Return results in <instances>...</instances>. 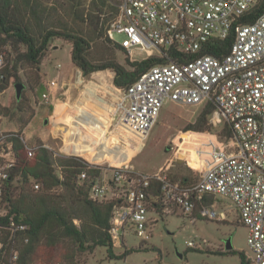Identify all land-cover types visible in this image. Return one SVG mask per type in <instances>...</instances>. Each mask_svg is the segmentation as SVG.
Returning a JSON list of instances; mask_svg holds the SVG:
<instances>
[{
  "label": "built area",
  "instance_id": "obj_1",
  "mask_svg": "<svg viewBox=\"0 0 264 264\" xmlns=\"http://www.w3.org/2000/svg\"><path fill=\"white\" fill-rule=\"evenodd\" d=\"M257 2L120 0L118 15L108 28V36L115 40V31L125 34L128 40L122 45L132 60L151 55L169 56L171 52L192 58L155 65L128 88H117L120 94L111 111V120H116L131 135L133 145L135 142L141 145L168 102L183 106L214 102L216 108L210 122L230 123L235 136L224 141L215 135L219 149L212 152L214 162L190 186L171 179L165 168L150 174L124 163L111 166L110 179L101 173L92 184L91 197L98 201L120 200L111 218L114 246L125 243L127 233L149 239L151 211L159 216L165 212L177 213L178 209L191 214L206 199L225 197L235 207L238 223L248 229L247 255L251 264H264V12L248 24L239 19ZM232 30L235 38L229 52L221 57L200 54L211 37L225 39ZM136 50L144 51L147 56L137 57ZM4 66V57L0 55V70ZM56 85V80L50 82L41 96V104H50L51 89ZM14 136L21 139L29 157L35 153L36 145L29 144L23 134L0 124V216L7 213L2 203L4 187L17 166ZM44 146L53 149L47 143ZM81 176L87 178V172ZM14 181L15 178L11 183ZM154 181L161 187L157 194L152 189ZM34 187L39 189L41 184L34 182ZM152 201L157 204L154 206ZM200 215L227 220L226 212L215 209L213 203L203 206ZM2 229L11 231L12 239V233L26 229V225L11 216L8 226L0 225V232ZM0 264H20L17 248L13 246L7 261L2 259Z\"/></svg>",
  "mask_w": 264,
  "mask_h": 264
},
{
  "label": "rangeland",
  "instance_id": "obj_2",
  "mask_svg": "<svg viewBox=\"0 0 264 264\" xmlns=\"http://www.w3.org/2000/svg\"><path fill=\"white\" fill-rule=\"evenodd\" d=\"M40 1L46 7L44 19L47 23H62L63 20L71 22L67 0ZM110 1L116 4L120 0ZM114 37L123 45L128 40L125 34L116 31ZM69 47L70 44L61 39L53 40L49 48L50 54L41 65L43 83L50 84L52 80L57 82L51 89L50 104L40 103L37 75L31 69L19 67V81L26 85L21 97L22 105H29L32 110L28 107L24 112L17 109L20 99L16 97L14 84L19 81L12 80L9 88L0 94V105L10 109L7 116L1 117L0 124L5 129L20 131L29 144L47 143L62 156L78 155L94 165L102 166L105 178L110 179L113 174L110 168L114 167L111 162L115 155L108 149L107 144L102 148L98 145L91 151H83L81 146L84 141L88 137L102 141L104 134L107 135L109 131L112 136L119 138L120 147L134 151L138 143L133 145L130 141L131 135L125 133L116 120H111V111L120 94L118 87L113 84V72L102 70L84 77L70 62ZM101 48L100 44L95 45L94 57L102 52ZM0 52H3L7 64L12 66L15 53L11 46L1 47ZM135 55L139 58L147 56L141 50H136ZM111 56L130 67L127 59L132 61V58L129 54L114 49ZM66 106L72 109V113L62 120L59 115ZM202 110L203 106H183L168 102L144 144L139 145L140 148L132 156L125 150L118 157L131 159L127 163L145 173L152 174L165 168L168 175L171 173L176 179L188 176L197 181L204 168L214 162L212 152L219 149L215 135L218 136L221 130L215 126L211 132L185 131V127L193 123ZM21 115L24 120L30 119L23 129ZM133 138L138 141L135 136ZM109 141L110 146L117 143V140L114 142L110 138ZM30 184L32 185L31 182ZM14 185H22L19 175L16 176ZM213 204L218 211L226 212L227 220L209 219L201 216L199 211L188 214L178 209L177 213L165 212L160 216L151 211V237L144 240L127 233L125 243L114 247L118 255L133 249L122 259L110 258L106 248L98 247L92 252H81L69 239L56 246L42 243L37 249V255L43 263L58 261L62 264H240L238 253L216 252L229 250L226 248V241L231 238L232 248L247 255L248 229L238 223L237 211L229 199L216 197ZM0 236L3 233L0 232ZM142 241L146 242V249L150 250H138ZM152 247L156 250H152ZM8 255L3 253V260L7 261ZM248 264H251L249 259Z\"/></svg>",
  "mask_w": 264,
  "mask_h": 264
},
{
  "label": "trees",
  "instance_id": "obj_3",
  "mask_svg": "<svg viewBox=\"0 0 264 264\" xmlns=\"http://www.w3.org/2000/svg\"><path fill=\"white\" fill-rule=\"evenodd\" d=\"M67 1L71 22L63 20L62 23H47L44 19L46 7L42 6L40 0H0V48L10 45L15 53L10 66L3 52H0L5 60V66L0 70V94L9 88L10 81L21 80L18 70L19 67H25L37 75L36 84L40 87L39 93L42 96L48 90L49 83L45 85L41 80V65L49 56V48L55 39L70 44L71 61L84 77L98 71L110 70L114 74L113 84L121 89L128 88L155 65L165 64L170 60L183 62L192 58L187 55L177 56L171 52L169 56L151 55L141 60L130 61L128 58L130 67H127L111 55L114 49L129 54L128 51L121 43L108 36V28L118 15L120 1L116 4L110 0ZM263 12L264 0H258L239 19L243 24H248ZM234 38V30L225 39L211 37L207 48L200 54L221 57L229 52ZM97 44L102 47V52L94 57L93 49ZM22 102L23 99L18 101V110L27 111L26 107L32 110L29 105H22ZM215 108L214 102L203 105L201 113L193 123L185 127V131L211 132L218 126L221 128L218 133L220 139L228 141L234 138V129L230 123L223 121L216 125L210 122V115ZM9 112L8 107L0 105L1 116H7ZM21 122L23 129L30 119L24 120L21 115ZM13 140L17 166L9 177L12 180L19 175L22 185H14L11 180L5 185L2 203L7 213L0 216V225L8 226L9 218L13 216L14 220L26 225V229L15 230L12 239L11 231L2 229L0 260L3 259L4 251L9 254L14 246L19 251L20 264H62L58 261L43 263L37 255V249L42 243L56 246L65 239L72 241L81 252H92L98 247L106 248L110 258L122 259L133 251L129 249L120 255L115 253L110 233L111 218L114 207L120 200L98 201L91 197L92 184L102 173L99 165H94L78 155L62 156L55 149L45 147L42 142L35 144L34 156L29 157L21 139L14 136ZM83 172H87V178H82ZM169 176L186 186L196 182L188 176L180 179H176L171 173ZM34 182H39L41 187L36 189ZM152 189L157 194L161 189L160 183L154 181ZM213 199L209 198L198 204L193 213L200 212L203 206L213 203ZM152 203L154 206L157 204L153 201ZM155 210L159 211L157 208ZM142 242L138 250H150L146 249V242ZM151 249L156 250L155 247ZM216 253H238L240 264H248L249 258L243 251L232 248ZM249 261L251 262L250 259Z\"/></svg>",
  "mask_w": 264,
  "mask_h": 264
},
{
  "label": "bare ground",
  "instance_id": "obj_4",
  "mask_svg": "<svg viewBox=\"0 0 264 264\" xmlns=\"http://www.w3.org/2000/svg\"><path fill=\"white\" fill-rule=\"evenodd\" d=\"M112 109V108H111ZM72 113V109L69 107V106H66L61 112H60V118L62 120L66 119L68 117V115ZM105 129V128H104ZM101 136V135H100ZM98 137V136H97ZM102 137V136H101ZM109 138L110 140L114 141L117 140V143L115 142L113 146H110L109 145ZM104 144L108 146V149L111 150V153H113V155H115V158L114 160L111 162L112 165L114 166H120L124 163H127L129 161H131V159L129 160H126L124 159L123 157H118V154L120 152L124 153L125 150L127 151V154L129 156H132L134 151L137 150L140 145V143L134 148V151L132 150H128V149H125L123 147H120L119 146V138L116 137V136H112L111 135V132H107V135L104 134V138H102V141H99V139H96V138H93V137H88L85 141H84V144L83 146H81V148L83 149V151H91V149L95 148L96 146L100 145L101 148L104 146ZM132 145V144H130ZM127 156V155H126Z\"/></svg>",
  "mask_w": 264,
  "mask_h": 264
},
{
  "label": "water",
  "instance_id": "obj_5",
  "mask_svg": "<svg viewBox=\"0 0 264 264\" xmlns=\"http://www.w3.org/2000/svg\"><path fill=\"white\" fill-rule=\"evenodd\" d=\"M14 87H15V90H16V97L19 100L22 97V93H23L24 89L26 88V85H25L24 82H20L19 81V82H16L14 84ZM45 122H47V120ZM178 162L180 163L181 161L178 160ZM226 242H227L226 248L227 249H231L232 248L231 238H228Z\"/></svg>",
  "mask_w": 264,
  "mask_h": 264
},
{
  "label": "crops",
  "instance_id": "obj_6",
  "mask_svg": "<svg viewBox=\"0 0 264 264\" xmlns=\"http://www.w3.org/2000/svg\"><path fill=\"white\" fill-rule=\"evenodd\" d=\"M71 63H72V61H70ZM73 64V63H72ZM58 66L60 67L61 66V64H58ZM78 71H80L79 69H78Z\"/></svg>",
  "mask_w": 264,
  "mask_h": 264
}]
</instances>
